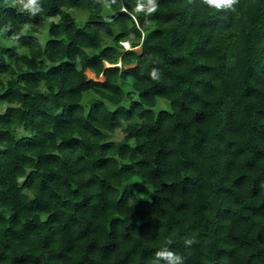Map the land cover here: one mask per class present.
Instances as JSON below:
<instances>
[{
  "label": "trees",
  "instance_id": "1",
  "mask_svg": "<svg viewBox=\"0 0 264 264\" xmlns=\"http://www.w3.org/2000/svg\"><path fill=\"white\" fill-rule=\"evenodd\" d=\"M154 4L0 0V264H264V0Z\"/></svg>",
  "mask_w": 264,
  "mask_h": 264
},
{
  "label": "clouds",
  "instance_id": "2",
  "mask_svg": "<svg viewBox=\"0 0 264 264\" xmlns=\"http://www.w3.org/2000/svg\"><path fill=\"white\" fill-rule=\"evenodd\" d=\"M104 8L108 9L109 4L104 3ZM215 6V5H214ZM217 8H220L221 6H215ZM223 7H231L230 4H224ZM155 6H152V9L154 10ZM24 11H28L31 13H36L40 9L38 7V0H23V9ZM153 79L158 78V73L154 70L152 72ZM156 259L157 261L163 260L165 264H184V258L180 255H177L173 252L168 251L167 249L161 250L156 253Z\"/></svg>",
  "mask_w": 264,
  "mask_h": 264
},
{
  "label": "rangeland",
  "instance_id": "3",
  "mask_svg": "<svg viewBox=\"0 0 264 264\" xmlns=\"http://www.w3.org/2000/svg\"><path fill=\"white\" fill-rule=\"evenodd\" d=\"M40 30H42V32H43V34L40 36V38L41 39H44L45 30H43V29H40ZM46 33H47V31H46ZM121 44H122V46H123L124 49H129L130 48V44L128 42H125L124 41V42H121ZM125 44L128 45L127 48H125ZM86 74L88 75L89 78H93V79H95L97 81H103V77L102 76H99L98 78H96L94 76V74L91 73L90 71H87ZM157 108H161V109L162 108H169V104H168L167 101L162 100V102L159 104V106H157ZM110 138L112 140H118V139H120V136L119 135H112ZM132 189H133L134 194L137 197H144L150 191L149 188H147L146 186L140 184L138 181L133 182Z\"/></svg>",
  "mask_w": 264,
  "mask_h": 264
},
{
  "label": "snow or ice",
  "instance_id": "4",
  "mask_svg": "<svg viewBox=\"0 0 264 264\" xmlns=\"http://www.w3.org/2000/svg\"><path fill=\"white\" fill-rule=\"evenodd\" d=\"M206 2L210 5H215V6H223L224 4H230L231 6L236 2V0H206ZM148 4L151 5L150 7H148V11L152 12V6L154 4V0H148ZM141 7H144L143 5H141ZM139 10V9H138ZM128 45L125 44V48H127Z\"/></svg>",
  "mask_w": 264,
  "mask_h": 264
}]
</instances>
